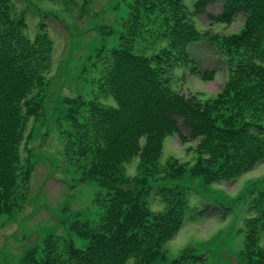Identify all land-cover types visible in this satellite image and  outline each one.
Listing matches in <instances>:
<instances>
[{"label":"trees","instance_id":"1","mask_svg":"<svg viewBox=\"0 0 264 264\" xmlns=\"http://www.w3.org/2000/svg\"><path fill=\"white\" fill-rule=\"evenodd\" d=\"M5 1L9 0H0V217L16 211L30 195L34 165L23 158L21 148L32 139L26 137L30 119H39L44 111L42 94L52 53L48 34L40 31L31 39L24 32V17L11 20L9 6H2ZM218 1L223 3L222 12L209 13L208 5ZM134 2L132 27H144L146 32L151 28L155 40L166 43L150 55L125 43L110 49L100 81L115 105L64 99L63 153L81 169L80 182L98 187L95 200L104 207L103 214L95 224L78 218L68 226L85 246L50 234L26 250L22 264L167 261L163 246L183 224L185 191L172 187L168 210L155 215L147 205V185L165 138L178 133L187 139L181 124L189 128L191 138L201 139L200 153L209 155L204 166L200 154L191 169L208 182L237 177L264 160V0H195L192 8L185 0ZM201 13L213 22H231L239 13L246 16L236 33L202 34L224 54L229 67L222 91L207 99L177 92L167 77L173 56L193 62L188 46L199 41L201 33L191 17ZM104 53L99 51V57ZM135 157L140 159L139 173L130 178L125 164ZM187 171L186 165L174 161L166 175L174 180ZM252 212L245 254L255 252L248 264H264V247L257 244V235L264 231V189L252 202ZM168 264H205V257L190 250Z\"/></svg>","mask_w":264,"mask_h":264},{"label":"rangeland","instance_id":"2","mask_svg":"<svg viewBox=\"0 0 264 264\" xmlns=\"http://www.w3.org/2000/svg\"><path fill=\"white\" fill-rule=\"evenodd\" d=\"M194 1L185 0L189 8ZM85 4L86 0H9L2 5L9 6L11 20L24 17V32L31 39L40 31L47 33L52 53L46 70L48 84L42 94L44 111L39 119H30L26 137L31 135L32 139L21 148L23 158L34 165L30 195L16 211L0 217V264H22L26 250L50 234L85 246L68 226L78 218L97 223L104 207L95 200L98 187L80 182L81 169L63 153L67 139L62 128L67 110L64 99L81 97L115 105L100 81L110 49L125 43L135 52L150 55L166 43L155 40L151 28L146 32L144 27H132L134 0H90ZM222 5L218 1L208 5L207 10L219 14ZM191 18L201 33V39L188 46L193 62L185 63L180 56H173L167 63L172 64L167 77L177 92L207 99L222 91L229 67L224 54L202 34L236 33L246 16L239 13L231 22H213L207 13ZM99 51L105 52L102 58ZM180 129L187 139L178 133L165 138L156 172L150 175L147 185V205L155 215L168 210L172 187L185 191L187 210L183 224L165 242L163 250L168 259L161 264L190 250L203 255L205 264H248L255 253L245 254L248 221L254 216L252 202L264 189V160L237 177L208 182L191 171L200 154L204 166L209 156L200 153L201 139L191 138L189 128L182 124ZM174 161L186 165L188 171L182 178L169 180L166 173ZM139 162V157H135L125 164L130 178L139 173ZM257 244L264 247V231L257 235Z\"/></svg>","mask_w":264,"mask_h":264}]
</instances>
